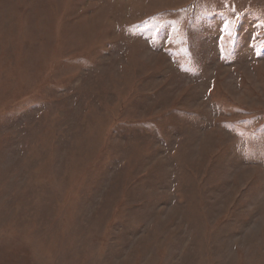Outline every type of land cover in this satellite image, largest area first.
Segmentation results:
<instances>
[{
  "label": "rangeland",
  "instance_id": "rangeland-1",
  "mask_svg": "<svg viewBox=\"0 0 264 264\" xmlns=\"http://www.w3.org/2000/svg\"><path fill=\"white\" fill-rule=\"evenodd\" d=\"M0 264H264V0H0Z\"/></svg>",
  "mask_w": 264,
  "mask_h": 264
}]
</instances>
